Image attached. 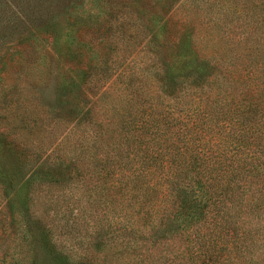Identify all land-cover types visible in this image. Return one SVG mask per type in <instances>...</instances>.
<instances>
[{
    "label": "rangeland",
    "instance_id": "obj_1",
    "mask_svg": "<svg viewBox=\"0 0 264 264\" xmlns=\"http://www.w3.org/2000/svg\"><path fill=\"white\" fill-rule=\"evenodd\" d=\"M186 27L211 66L239 43L261 54L264 0H0V257L32 262L42 230L59 252L102 256L105 197L74 158L118 99L188 84Z\"/></svg>",
    "mask_w": 264,
    "mask_h": 264
},
{
    "label": "trees",
    "instance_id": "obj_2",
    "mask_svg": "<svg viewBox=\"0 0 264 264\" xmlns=\"http://www.w3.org/2000/svg\"><path fill=\"white\" fill-rule=\"evenodd\" d=\"M192 29L178 40L188 84L118 99L74 158L105 197L102 256L59 252L42 230L32 262L0 264H264V44L214 67Z\"/></svg>",
    "mask_w": 264,
    "mask_h": 264
}]
</instances>
